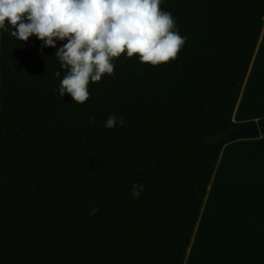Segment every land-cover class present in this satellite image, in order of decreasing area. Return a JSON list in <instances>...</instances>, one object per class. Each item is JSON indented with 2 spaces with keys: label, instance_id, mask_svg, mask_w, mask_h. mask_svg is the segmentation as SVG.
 Segmentation results:
<instances>
[{
  "label": "trees",
  "instance_id": "1",
  "mask_svg": "<svg viewBox=\"0 0 264 264\" xmlns=\"http://www.w3.org/2000/svg\"><path fill=\"white\" fill-rule=\"evenodd\" d=\"M161 8L187 38L178 58L122 54L83 105L58 93L63 42L0 30V264H183L222 147L254 138L217 139L239 126L264 0ZM110 115L123 126L107 129Z\"/></svg>",
  "mask_w": 264,
  "mask_h": 264
},
{
  "label": "clouds",
  "instance_id": "2",
  "mask_svg": "<svg viewBox=\"0 0 264 264\" xmlns=\"http://www.w3.org/2000/svg\"><path fill=\"white\" fill-rule=\"evenodd\" d=\"M163 0H0V30L27 42L33 35L42 47L56 48L60 68L66 70L58 93H68L83 105L88 86L105 74H115L114 58L138 57L151 66L176 60L186 37L176 20L162 10ZM66 41V42H64ZM55 77L61 72L56 71ZM94 119L90 117V120ZM123 118L110 115L107 129L123 126ZM143 184H133L130 195L139 198Z\"/></svg>",
  "mask_w": 264,
  "mask_h": 264
},
{
  "label": "crops",
  "instance_id": "3",
  "mask_svg": "<svg viewBox=\"0 0 264 264\" xmlns=\"http://www.w3.org/2000/svg\"><path fill=\"white\" fill-rule=\"evenodd\" d=\"M262 118L264 18L232 121ZM183 264H264V135L222 147Z\"/></svg>",
  "mask_w": 264,
  "mask_h": 264
},
{
  "label": "water",
  "instance_id": "4",
  "mask_svg": "<svg viewBox=\"0 0 264 264\" xmlns=\"http://www.w3.org/2000/svg\"><path fill=\"white\" fill-rule=\"evenodd\" d=\"M236 135H240V136H244V137H257L260 135V132H259V129L255 123L242 124V125L235 127L234 129H232L228 133L217 137V139L218 140H220V139L224 140V139H227L229 137L236 136Z\"/></svg>",
  "mask_w": 264,
  "mask_h": 264
},
{
  "label": "rangeland",
  "instance_id": "5",
  "mask_svg": "<svg viewBox=\"0 0 264 264\" xmlns=\"http://www.w3.org/2000/svg\"><path fill=\"white\" fill-rule=\"evenodd\" d=\"M245 176H251V174H248V173H247ZM228 225H230V224H228Z\"/></svg>",
  "mask_w": 264,
  "mask_h": 264
}]
</instances>
